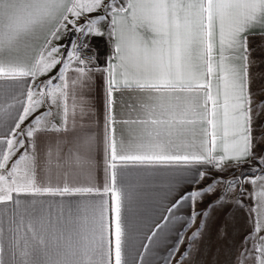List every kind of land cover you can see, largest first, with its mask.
Masks as SVG:
<instances>
[{"label": "snow or ice", "instance_id": "obj_1", "mask_svg": "<svg viewBox=\"0 0 264 264\" xmlns=\"http://www.w3.org/2000/svg\"><path fill=\"white\" fill-rule=\"evenodd\" d=\"M105 25L114 62L103 69V194L111 193L112 218L104 199L75 206L40 199L100 193L50 181L55 174L90 176L94 163V137L80 123L91 110L94 69L82 55L88 44L60 41L76 33L104 36ZM256 36L264 37V0H0V264H135L138 230L117 161L177 166L193 184L210 180L165 210L170 216L190 201L189 226L198 198L222 188L217 203H226L239 189L253 201L252 231L235 264H264V155L254 151L264 139V132L254 135L264 99L251 89ZM117 92L128 94L130 118L119 121L126 141L116 135ZM251 160L259 166L241 172ZM230 169L239 175L225 176ZM169 216L151 226L145 252Z\"/></svg>", "mask_w": 264, "mask_h": 264}, {"label": "crops", "instance_id": "obj_2", "mask_svg": "<svg viewBox=\"0 0 264 264\" xmlns=\"http://www.w3.org/2000/svg\"><path fill=\"white\" fill-rule=\"evenodd\" d=\"M102 30L105 31L104 36L83 37L76 33L60 41L62 44H67L70 39L79 37L86 40L88 47L94 51L95 55L94 62L91 64L94 69L91 88L87 93L91 110L88 116L80 121L89 126L94 137L92 152L94 163L91 175L84 176L75 172L68 176L55 174L50 181L52 186H63L67 183L71 187H94L100 189V193L73 194L63 197L46 195L40 199L49 201L53 205L72 206L104 199L109 205V218H112L111 208L114 201L111 193L103 194V188L107 183L106 169L108 167V156L105 149L106 73L103 69L107 68L109 62H114V52L113 41L106 34V25ZM250 47L253 50V59L256 61L251 68V89L254 93H258L255 99L260 100L264 99V37L250 38ZM115 96L117 99L116 135L118 140L126 141L127 126L119 121L130 118V113L123 107V100L128 98V94L125 93L122 97V94L117 92ZM254 128L256 129L254 135L264 132V113L258 118L254 117ZM254 151L259 155H264V139L256 145ZM116 163L120 172L118 184L121 182L127 184L131 214L138 230L135 250L130 257V259H135V264H141L140 256L144 257L145 264H177L181 255L186 251L189 255L184 259L183 264H235V258L241 250L244 238L252 231L249 211L253 204L252 200L247 196L239 197V189H237L235 194L227 198L226 203H217L222 192V188H218L216 192L197 199L194 210L198 215L195 222L189 226V220L193 214V205L190 201L175 208L170 216L165 210L177 200L181 193L187 195L193 188L203 189L210 183V180L205 179L193 184L194 177L177 166L130 164L127 167H121L119 161ZM258 166L256 160H251L250 163L243 164L240 171ZM233 173L239 175L236 169H230L224 175L228 176ZM212 175H217V173L212 172ZM244 187L251 191V185L245 184ZM238 197L243 201L244 206L236 203ZM205 213L207 215H204ZM163 216H169L168 223L148 245L149 251L145 252L141 245L148 244L145 237L150 234L152 225L164 224ZM202 222L203 228L200 235L192 240L193 233L201 227ZM181 239L182 242L178 243ZM176 247L179 251L175 252L169 260L170 254Z\"/></svg>", "mask_w": 264, "mask_h": 264}, {"label": "built area", "instance_id": "obj_3", "mask_svg": "<svg viewBox=\"0 0 264 264\" xmlns=\"http://www.w3.org/2000/svg\"><path fill=\"white\" fill-rule=\"evenodd\" d=\"M82 55L86 58H90L89 62L90 64H93L95 55H94V51L90 47L86 48L82 53Z\"/></svg>", "mask_w": 264, "mask_h": 264}]
</instances>
